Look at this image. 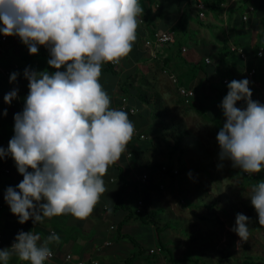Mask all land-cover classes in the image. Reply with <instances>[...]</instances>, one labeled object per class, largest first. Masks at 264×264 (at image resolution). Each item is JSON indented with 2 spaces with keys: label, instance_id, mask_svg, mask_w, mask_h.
<instances>
[{
  "label": "clouds",
  "instance_id": "9594fccd",
  "mask_svg": "<svg viewBox=\"0 0 264 264\" xmlns=\"http://www.w3.org/2000/svg\"><path fill=\"white\" fill-rule=\"evenodd\" d=\"M143 12L140 0H0V34L19 36L30 54L45 46L47 63L55 69L25 68L29 92L23 110L14 114L8 147H0V158L10 155L23 176L4 194L20 224L64 214L85 219L106 191L103 176L136 129L126 110L111 106L100 82L102 67L132 51ZM17 76L11 73L10 82ZM249 85L246 77L227 84L220 105L225 122L216 139L221 160L254 174L264 170V103L252 99ZM17 92L6 93L5 103ZM238 101L246 107H237ZM246 197L264 225V180ZM250 220L236 214L231 230L241 240L250 235ZM60 239L57 233L42 240L39 233L20 230L10 247L0 249V264L13 254L29 264H46L53 256L50 243Z\"/></svg>",
  "mask_w": 264,
  "mask_h": 264
},
{
  "label": "crops",
  "instance_id": "0c3cea01",
  "mask_svg": "<svg viewBox=\"0 0 264 264\" xmlns=\"http://www.w3.org/2000/svg\"><path fill=\"white\" fill-rule=\"evenodd\" d=\"M204 1L208 12L206 20L202 21L197 18L189 0H140L144 12L140 17L137 39L132 51L120 60L118 71L112 68V72H107L103 65L100 82L111 97V106L118 108L119 99L125 97L128 105L138 111L136 114H129V117L135 115L139 117V121L134 122L135 129L143 135L148 132V137L154 140H151L148 146L141 145V142L148 140L145 138L129 140L120 158L108 166L103 176L106 191L101 194L100 200L89 217L77 219L71 214H64L45 218L42 223L33 224L29 219L24 224H20L17 216L11 213L9 205L5 202L4 194L8 186L15 187L23 176L18 172L15 161L10 155L0 158V249L10 247L20 230H32L39 233L42 240L51 235L52 231L61 237L59 242L50 243L55 264H63L62 258L67 253H70L74 259L86 261V264L94 262L96 264H125L127 258L134 255L132 263L143 264L144 261L140 257L144 253L143 246L134 239L135 244H133L127 236L133 238L130 234L133 232L130 230L131 227H137L140 230L142 225L147 223L155 225L156 229L160 227L161 218L156 211V203H158L156 199L164 188L170 187V180L173 178L162 175L154 167L155 163L162 164L161 157L164 156L158 143V137L162 131L159 126L163 124L161 118L160 121L155 122L152 119V107L145 104H142L143 107L139 106L135 93L139 89L148 91V94L157 93L162 102L161 114L163 115L166 111L163 100L168 95L166 90L163 91L162 83L169 89L167 78L171 83V76L176 79V83H172L170 89L172 87L177 89L179 86L186 87L193 90L194 98L199 96L202 99L210 93L214 94V101L221 100L222 102L228 92L227 85H222V79L226 77L231 80L243 79L245 69L254 68V82L258 85L260 97L264 96V85L257 80L259 61L255 60L253 53L250 52V48L257 41V33L260 31L259 18L262 12L257 7V2L264 4V0ZM220 3H228V7L221 8L218 6ZM251 4L254 5V11L247 14L246 20H242V16ZM165 30L172 33L173 43L159 48L145 46V41L152 38L155 32ZM230 44L243 48L248 59L246 64L229 51ZM182 49H185V52H182ZM208 50L215 52V61L209 59ZM49 58V51L43 45L39 46L38 53L30 54L19 36H6L5 41L0 40V147H8V142L14 135V114L23 110L25 98L29 92V82L23 75L25 68L36 71H55L47 63ZM205 58L210 60V63L204 66L208 67L206 71L211 72L209 77L203 71H198L187 82L185 79H180L182 74L189 71L194 64L204 61ZM15 64L23 71L21 76L12 82L14 89H18V92L14 104L10 105L2 102L4 95L10 90V85L1 71L12 69ZM211 65L213 68H209ZM151 68L163 71L167 78L159 80L156 75H152L153 69ZM220 71L222 77L219 80L218 72ZM136 74L139 75L138 81L142 84L134 79ZM260 74L264 78V71ZM150 85L152 90L149 89ZM122 89L128 90L127 95L122 93ZM237 107H246V105L244 101H238ZM4 109H7L6 116ZM221 116L224 117L223 110ZM170 128L171 126H164L162 129L170 130ZM127 154H130V157H127ZM169 166L172 170L175 165L172 163ZM143 173L148 174L150 183L142 185L137 181V177ZM123 182H126L122 195L124 204L127 205L126 201L129 198L134 203L133 207L128 205L129 211L114 209L116 193L122 188ZM159 185H163V190H159ZM144 194L150 196V201L148 204L144 202L145 206L141 214H147L150 217L147 222L142 223L135 219L134 209L136 200L143 199ZM128 214H132L133 218L126 219ZM161 233L160 230L156 232L153 244L148 248V254L150 249L157 246L160 248L163 246L169 251V245L160 242L158 234ZM135 248L136 251H134ZM162 252L166 255V259L162 255L161 259L151 264H167L169 260L165 250H161L159 254L149 255L159 256ZM8 264L28 263L13 254Z\"/></svg>",
  "mask_w": 264,
  "mask_h": 264
},
{
  "label": "rangeland",
  "instance_id": "374dc122",
  "mask_svg": "<svg viewBox=\"0 0 264 264\" xmlns=\"http://www.w3.org/2000/svg\"><path fill=\"white\" fill-rule=\"evenodd\" d=\"M207 52L211 60L215 61V52ZM258 61L259 68L264 70V61ZM209 68H213V65ZM151 69L152 75H156L159 80L167 78L163 71ZM207 69L208 67L205 68ZM218 77L220 80L221 71L218 72ZM134 79L142 84L138 81L139 75L136 74ZM177 80L179 81L178 78ZM167 82L171 86L168 78ZM170 86L168 89L162 83V89L166 90L168 97L163 100L166 111L161 116L163 124L159 126L162 131L158 143L164 154L161 162L165 165L173 163L174 169L185 170L171 179L170 187L164 188L156 199V202H160L156 203V211L161 218L158 228L162 231L158 234L160 242L169 245L176 264H217L219 260L220 264H239L246 257L253 258L258 264H264V225L259 224L258 219H251L247 240H241L231 230L237 213L254 216L248 211V207L252 205L246 197L254 185L244 182L239 174L242 170L233 167L230 160H221L219 157L220 148L216 136L225 122V117L221 116V100L214 101V94L208 93L206 98L198 96L193 98L190 105L183 106L177 89H170ZM219 88L221 89V85ZM149 89L152 90L151 85ZM140 90L138 91L142 97L145 93L148 94V91ZM139 106L143 107L142 102ZM129 118L133 122L139 121L137 115ZM164 126H177L184 134L179 150H172L171 132L162 129ZM148 134L144 133L148 140L141 142V145L148 146L154 140ZM260 180H264V174ZM126 204L134 206L131 198ZM216 218L218 222H215ZM141 228L139 230L131 227L133 232L130 234L144 248V253L140 256L143 264L156 263L162 255L166 259L163 252L159 256H150L147 252L156 234L155 225L147 223ZM136 250L135 248L134 251ZM222 254L226 257L221 258ZM168 262L167 264H173Z\"/></svg>",
  "mask_w": 264,
  "mask_h": 264
},
{
  "label": "built area",
  "instance_id": "2783aa9c",
  "mask_svg": "<svg viewBox=\"0 0 264 264\" xmlns=\"http://www.w3.org/2000/svg\"><path fill=\"white\" fill-rule=\"evenodd\" d=\"M192 3V7L196 12L197 18L199 20L205 21L206 20V14L208 12V7L207 4L205 3L204 0H189ZM218 6H220L221 8H227L228 7V3H220ZM254 11V5H249L247 8L246 13L242 16V20H246L247 18V14L251 13ZM0 40L1 41H5L6 40V36L5 35H1L0 36ZM174 41V37L172 35L171 32L165 30V31H160V32H155L152 36V38L148 39L145 41V46L147 47H155V48H159L163 45H167V44H171ZM229 51L233 54H235L236 56H238V58L243 61V63H247V54L246 52L243 50V48L241 46H236V45H229ZM182 52H185V49H182ZM264 48L262 46H260L255 54V60H259V59H263L264 58ZM204 63L205 64H209L210 60L208 58L204 59ZM110 66L118 71L119 68V63H109ZM22 68L20 66H18L17 64H15L12 69H5L2 70V75L4 78H6V80L8 81L9 85H10V91H12L15 87L12 84V82H10V75L13 72H17L18 76L17 79L21 76L22 73ZM245 77L249 79L250 81V87L252 90V99L259 101L260 103H264V96L260 97V93H258V85L254 82V75H255V69L254 68H248L245 69L244 71ZM171 81L173 84L176 83V79L173 78L172 76L170 77ZM230 81H232L231 79H229L228 77L223 78L222 79V85H227ZM177 91L180 95V98L182 100V104L187 106L190 105V103L192 102L193 98H194V92L191 89H188L186 87H181L179 86L177 88ZM7 92V93H8ZM15 99L12 100V102L10 103V105L14 104ZM2 102L4 101V97L2 99ZM119 107L118 108H123L124 110H126L129 114H136L138 111L135 108H132L128 105L127 103V99L125 97H121L119 99ZM8 104V103H7ZM132 138H138L139 140H143L145 138V136L143 134H140L138 132V130L136 129L134 135L132 136ZM127 157H130V154H127ZM166 170V168L164 166L161 167V172H164ZM5 172H7V170H5ZM172 174L173 175H177L178 174V169H172ZM247 176H250L251 174L248 173H244ZM148 174L147 173H143L140 176L137 177V181L140 184H146L148 182ZM159 190H163V185H159ZM144 202L142 199H138L136 200V206L134 209V214L138 215L141 214L144 210ZM1 208V207H0ZM54 232H50V234H52ZM0 241H1V236H0ZM161 252V248L159 246L154 247L152 249L149 250V254H159ZM63 264H86V261L84 260H78V259H74L72 257V255L70 253H67L63 256L62 258ZM27 263L29 264V262L27 261ZM46 264H55L54 261V254L52 257H50L47 261ZM93 264H96L95 262Z\"/></svg>",
  "mask_w": 264,
  "mask_h": 264
},
{
  "label": "trees",
  "instance_id": "16d2710c",
  "mask_svg": "<svg viewBox=\"0 0 264 264\" xmlns=\"http://www.w3.org/2000/svg\"><path fill=\"white\" fill-rule=\"evenodd\" d=\"M257 7L261 10L262 14L259 18V23H260V31L257 33V41L256 43L253 45V47L250 48V52L253 53V57H255L256 51L257 49L262 46L264 48V4L257 2ZM226 49V48H225ZM264 61V58L262 59ZM204 62H200L197 64H194L192 66V68L187 71L186 73L182 74V76H180V79H185V82H187L190 78H192L195 74H197L198 71H203L207 77H209L211 75V72L204 70L206 67H204ZM260 64L258 62V66H257V76H258V81L264 85V78L262 77V75L260 74L262 71V69L259 68ZM104 70L107 72H112V67L110 66L109 63H105L104 64ZM182 83V82H181ZM139 91H141L139 89ZM136 92V98H138L137 103L139 104L140 102H142V104L145 105H150L152 107V119L153 120H158L161 118L162 114H161V109H162V102L161 99L159 98V96L157 95V93H152V94H147L145 93V95H143V97L140 95V92ZM122 93L127 95L128 90H124L122 89ZM170 136L171 139L173 141V146H172V150L176 151L179 150V146L180 143L184 137V134L182 133V131H180V129L177 126H172L170 128ZM158 147V146H157ZM164 166L166 168V170L164 172H162L161 174L164 176H169L171 178H174L175 175L172 174V170L170 168L169 165H163V164H158L155 163L154 167H156V169H158L161 172V167ZM185 169L182 168L181 170H178L179 172H183ZM240 176L242 177V179L244 180L245 183L250 184V185H255L260 178L262 177V175L264 174V170H262L260 173H255V174H251L250 176H247L244 174V172H240L239 173ZM149 180V179H148ZM123 181V180H122ZM150 183V180L147 182ZM125 185L126 182H123V186L122 188L116 193V200H115V204H114V209H120V210H124V211H129V207L127 205L124 204L123 199H122V195L125 189ZM147 187V186H146ZM143 200L145 203H149L150 201V196L148 194H144L143 196ZM248 211L253 213L254 216H250L251 219L257 220L258 219V214L256 213L255 209L253 206L248 207ZM150 216H148L147 214H139L135 216V219L140 220L142 223L147 222V220L149 219ZM133 218L132 214H128L126 216V219H130ZM217 221V218L215 219V222ZM218 222V221H217ZM155 231L158 233L159 230L155 229ZM127 239L130 240L133 244H135V241L133 240V238L131 236H127ZM161 250H165L167 255H168V260L173 263L176 264V260L172 257L170 251L166 250L163 246H161ZM137 255V254H136ZM135 256V255H134ZM134 256H130L129 258H127V260L125 261V264H133V257ZM222 257H226L225 255L222 254ZM217 264H220V260ZM239 264H258L253 258L251 257H246L244 258Z\"/></svg>",
  "mask_w": 264,
  "mask_h": 264
}]
</instances>
